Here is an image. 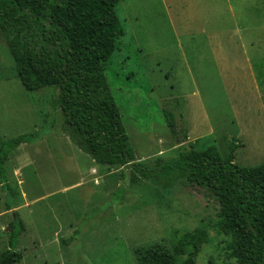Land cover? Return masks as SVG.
I'll list each match as a JSON object with an SVG mask.
<instances>
[{"label":"rangeland","instance_id":"1","mask_svg":"<svg viewBox=\"0 0 264 264\" xmlns=\"http://www.w3.org/2000/svg\"><path fill=\"white\" fill-rule=\"evenodd\" d=\"M118 15L125 35L106 79L136 161L154 168L193 144L224 156L234 140L233 163H263L264 0H121ZM57 92L22 86L0 32V138L39 136L0 174V253L11 223L20 230L12 264H137L136 249H171L175 232L215 223L216 201L171 171L153 183L95 163L51 108ZM208 233L195 264H237L229 239Z\"/></svg>","mask_w":264,"mask_h":264},{"label":"trees","instance_id":"2","mask_svg":"<svg viewBox=\"0 0 264 264\" xmlns=\"http://www.w3.org/2000/svg\"><path fill=\"white\" fill-rule=\"evenodd\" d=\"M121 0H0V32L28 91L56 87L51 108L59 110L63 130L92 160L107 169L128 167L147 180L171 171L174 182L206 191L217 204L214 224L175 232L171 249L159 241L135 250L137 264H195L209 241L208 230L227 237V248L237 264H264V162L245 167L233 163L234 140L221 156L215 147L191 149L150 168L136 161L121 114L110 94L106 67L125 24L118 10ZM170 133L173 116L164 110ZM38 133L0 138V174L11 151L38 139ZM169 185V184H168ZM12 226L10 248L0 253V264L19 261L15 243L20 230Z\"/></svg>","mask_w":264,"mask_h":264}]
</instances>
